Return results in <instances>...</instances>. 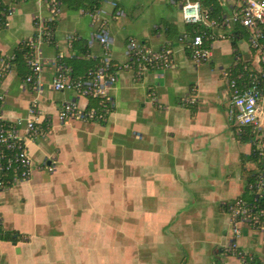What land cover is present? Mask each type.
Wrapping results in <instances>:
<instances>
[{"label":"crops","instance_id":"crops-1","mask_svg":"<svg viewBox=\"0 0 264 264\" xmlns=\"http://www.w3.org/2000/svg\"><path fill=\"white\" fill-rule=\"evenodd\" d=\"M89 1L61 0L54 18L45 0H0V15L10 11L0 30L4 58H13L39 25L56 21L53 42L39 47L41 91L25 83L26 66L0 78V122L23 123L31 106L45 119L43 135L28 137L20 127L33 160L29 179L0 190V232L23 238L13 243L0 236V264H243L227 255L234 238L221 206L243 195L253 200L251 192L245 193L255 169L251 153L264 155V116L260 133L249 127L253 137L242 141L227 118L231 91L226 78L240 82L244 74L261 69L256 52L242 42L248 31L236 27L234 33L241 32L236 49L232 37L230 43L215 40L211 59L197 63L182 38L191 26L182 22L179 10L178 17L163 9L160 18L146 14L130 24L122 3L133 8L135 0H94L106 24V47L96 39L99 24L92 23ZM112 2L123 16L115 17ZM171 33L177 43L169 40ZM130 38L154 50L170 46V67L149 70L141 78L136 71L120 70L110 89L114 109L105 123H60L63 103L94 102L70 91L55 92L51 86L58 68L64 66L78 79L105 55L122 65ZM238 63L244 64L241 70L235 69ZM187 96L197 103L186 104ZM240 230L236 247L264 264L262 232L246 223Z\"/></svg>","mask_w":264,"mask_h":264},{"label":"built area","instance_id":"built-area-1","mask_svg":"<svg viewBox=\"0 0 264 264\" xmlns=\"http://www.w3.org/2000/svg\"><path fill=\"white\" fill-rule=\"evenodd\" d=\"M217 1L220 2L222 10L218 17H212L211 8L204 7L201 0H168L170 4L178 8L181 20L186 26L198 27L197 33L194 35L182 37L187 41V49L190 51L192 59L197 63L207 62L211 59L212 43L215 40L232 37L238 26L248 31V46L256 52L257 64L261 69L250 74L242 89L237 80L226 78V85L231 91L227 106V118L231 126L235 128L236 135L241 134L243 129L249 127L260 133V122L264 116V48L261 45V41L264 39V0ZM230 1L235 4L234 7ZM46 2L55 18L60 3L56 0ZM111 6L115 10L116 18L124 15L123 11L118 10L116 2H112ZM100 13V10H94L90 16L93 24H99L100 34L96 36V39L101 45L107 47L110 41L105 21L102 20ZM45 36H47L45 27L39 25L33 38L27 41L32 54L27 58L31 75L25 79V83L32 85V89L35 91H41L39 74L42 70V63L40 62L39 47L44 42ZM126 56L127 62L118 65L108 55H105L99 65L78 79L70 77L64 66L59 67L57 75L52 81V89L55 92H73L78 98L91 100L94 105L81 106L75 100L65 102L58 111V121L64 123L67 120L75 119L82 122L105 123L114 109V100L110 96V89L116 83L120 70H131L134 74L136 71V77L141 78L149 70L167 69L172 63L170 47L154 50L146 43L134 38L127 41ZM11 59H0V71L10 70L9 61ZM193 93L192 89L191 94L193 95ZM2 102L3 96L0 95V104ZM184 102L188 105L197 103L193 96H187ZM44 121L45 119L41 117L36 107L31 106L27 119L23 123L20 120L11 124H0V190L9 189L29 179L33 160L24 142V137L20 135V127L24 125L25 135L32 138L43 135L42 124ZM260 155L264 162V155L262 153ZM42 168L49 173H53L55 170L53 166L46 163L42 164ZM249 188L253 189L251 192L252 203L239 197L224 206L228 209L227 213L230 216L234 238L228 248L229 251L243 264H256L257 260L253 256L239 251L235 239L241 236L239 225L246 223L260 230L264 240V209L259 210L256 206L257 199L264 194V171L258 173L254 185Z\"/></svg>","mask_w":264,"mask_h":264},{"label":"trees","instance_id":"trees-1","mask_svg":"<svg viewBox=\"0 0 264 264\" xmlns=\"http://www.w3.org/2000/svg\"><path fill=\"white\" fill-rule=\"evenodd\" d=\"M16 2L20 1V0H15ZM46 1H51V0H46ZM57 2L61 3V0H56ZM202 4L204 7H208V8H211V16L212 17H218L219 16V13L220 11L222 10V7H221V4L219 1L217 0H201ZM97 1H94V0H90L89 3H88V12L92 13L94 10H97L98 9V6H97ZM9 10H4V12L2 13V15H0V30L4 29L6 27V18L7 16L9 15ZM55 26H56V21L55 19L53 21H46L45 22V33L47 36H45L44 38V41L45 42H48V43H51L53 42V34H54V31H55ZM197 29L198 27H195V26H191L189 27V33H190V36L194 35L195 33H197ZM241 35V32L237 30L236 33H233L232 35V47L233 49H236L235 48V45H236V42L239 40V38ZM261 45L262 47L264 48V39L261 41ZM234 53H236L234 51ZM32 54V50L29 48L28 46V43L27 41L26 42H23L19 45V47L15 50V53L13 55V58L9 61L10 63V69L12 68H18L20 66H26V68L28 69V76L31 75V71H30V68L29 66L27 65V58L30 57V55ZM0 59H6L4 57H2L0 55ZM244 64L242 63H238L235 67V69H237L238 67H240V70L243 68ZM234 69V70H235ZM233 70V71H234ZM8 71V70H7ZM7 71L5 70V72H1L0 74V78L2 77V74L4 73H7ZM232 71V72H233ZM235 73L239 72V69L237 71H234ZM250 74H253V73H250ZM250 74H244L245 77H241L240 78V82L237 80V83L239 85V87H244L246 85V80H242V78H246V77H249ZM5 75V74H4ZM24 77V80L28 77ZM235 76V75H233ZM236 78V77H235ZM251 80V79H250ZM262 84V83H260ZM260 84H259V88H260ZM0 107H1V104H0ZM3 123V122H0V124ZM232 130L235 131V128H232ZM252 130L249 128V129H243L242 133L237 135L238 137V140L239 141H242L244 137H247L249 138L250 140L252 139L253 137V134L251 132ZM261 153L259 151H255L253 150V152L251 153V161L255 164V169L252 170V175L251 177L248 179L247 181V186H246V189H245V193H248V192H252V188H249L250 186L252 187V185H254L256 179H257V175L260 171H264V162H263V158L262 156L260 155ZM241 163H243V161H241ZM243 196H241L240 198H243ZM252 203V200L250 201ZM257 208L260 210V209H264V194L262 196H260L258 199H257V204H256ZM221 209L225 212H228V209L223 205L221 206ZM1 233V232H0ZM3 239H6V240H10L12 241L13 243H17L18 241H21L23 238L22 236H20L17 232H5V233H1L0 235ZM228 253L227 255H233L232 252L229 251V249L227 248ZM256 264H257V261H256Z\"/></svg>","mask_w":264,"mask_h":264},{"label":"rangeland","instance_id":"rangeland-1","mask_svg":"<svg viewBox=\"0 0 264 264\" xmlns=\"http://www.w3.org/2000/svg\"><path fill=\"white\" fill-rule=\"evenodd\" d=\"M122 4L124 6L123 11L126 13L125 18H127V22H129L130 24L139 22L141 19L145 17L146 14H153L154 19L160 18L158 13L160 12V10H163V9H167V11L171 12L174 16L178 17V8L175 5L170 4L168 0H154L149 3H145V0H135V5L133 6V8L130 7V5H126L125 3H122ZM63 9H65V7ZM125 18H122V19L120 18L119 22H121L122 20H125ZM164 21L165 20H162L163 24H164ZM177 26L180 29L184 28L182 24H177ZM109 30H111L110 27H109ZM169 40L172 41L173 43H177L179 38L174 33H171L169 34ZM226 42L230 43L231 39L230 38L227 39ZM242 42L245 46H248V36L246 34H244L242 38ZM249 54L244 56V58L250 59ZM231 64H232V61L227 67H225V69L230 68ZM241 225L242 224H240L239 227ZM257 232L259 231L257 230Z\"/></svg>","mask_w":264,"mask_h":264}]
</instances>
